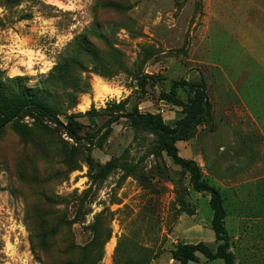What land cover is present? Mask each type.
Listing matches in <instances>:
<instances>
[{
  "label": "rangeland",
  "instance_id": "374dc122",
  "mask_svg": "<svg viewBox=\"0 0 264 264\" xmlns=\"http://www.w3.org/2000/svg\"><path fill=\"white\" fill-rule=\"evenodd\" d=\"M250 1L0 0V79L9 87L10 78L22 76L28 87H40L55 65L77 59L75 103L69 89L50 91L61 121L89 111L78 118L82 133L112 111L134 108L173 126L181 107L162 99L161 90L173 81L203 82L210 109L176 145L184 158L200 151L207 166L194 161L202 177L221 192L235 264H257L245 249L264 238L256 184H243L239 198L235 179L222 181L239 177L264 149V18L252 21ZM96 79L110 89L103 96ZM189 94L177 90L183 101ZM2 117L0 111V123ZM100 135L76 142L38 115L1 126L0 264H57L65 258L64 235L76 244L79 264H176L175 245L201 239L216 249L199 228L213 234L209 194L193 190L189 173L158 149L156 133L122 117ZM233 145H245L243 163L231 156ZM62 218L68 223L59 225ZM56 225L59 231L48 234ZM196 262L223 261L197 253Z\"/></svg>",
  "mask_w": 264,
  "mask_h": 264
},
{
  "label": "trees",
  "instance_id": "16d2710c",
  "mask_svg": "<svg viewBox=\"0 0 264 264\" xmlns=\"http://www.w3.org/2000/svg\"><path fill=\"white\" fill-rule=\"evenodd\" d=\"M77 59L70 58L61 64L55 65L53 72L45 78V85L40 87H28L24 84V77L15 76L10 78L9 87L0 79V111L2 112V121L0 128L6 122L20 116L32 115L42 116L47 121L59 125L64 132L76 142L87 140L92 142L95 136H107L112 131V124L120 118H126L133 125H139L151 130L158 136L157 146L160 151H164L166 155L183 170L189 173L190 183L194 191L209 194V205L212 210L210 221L211 229L214 233V239L218 243L216 249L210 248L203 241L196 243L178 242L171 251L172 258L177 264H187L189 261L197 260V253L202 254L208 260L221 259L222 264H235V257L229 250L230 237L227 234L224 218L226 211L223 204V197L218 187L207 182L201 174L198 164L190 158H184L179 154L176 141L186 139L193 130L201 123L203 116L210 109V101L204 90V84L200 81L180 80L173 81L168 90H161V98L166 102L181 107L182 117L179 118L173 126L166 124L160 115L151 112H141L137 108L121 111H112L108 118L95 130L82 133L84 125L78 121L83 115H89V111L84 114L70 113L65 115L66 121L63 122L58 117L57 112V96L50 91L51 87L57 85L69 89L66 94L75 103L73 91H81L77 87L75 79L71 77L73 70L79 67ZM156 81V80H155ZM80 88V89H79ZM179 88L187 89L189 96L186 101L181 100L177 95ZM113 107L119 105L112 103ZM48 201V199H46ZM49 212L46 214L49 216ZM59 225L67 224V220L62 218ZM57 226L52 227L48 234L58 232ZM64 244L62 252L65 258L57 264H79L77 258V246L71 242V239L64 235Z\"/></svg>",
  "mask_w": 264,
  "mask_h": 264
},
{
  "label": "crops",
  "instance_id": "0c3cea01",
  "mask_svg": "<svg viewBox=\"0 0 264 264\" xmlns=\"http://www.w3.org/2000/svg\"><path fill=\"white\" fill-rule=\"evenodd\" d=\"M254 3H256V4H254ZM259 4L261 5L260 7L258 6ZM263 10H264L263 1H261L260 3H259V0H251L250 1L249 12L251 13L250 16L252 18V21H254V19H255V21L259 20V21H262L263 22L264 16L260 12V11H263ZM258 17H259V19H258ZM230 101H231L230 100V97H228L227 98V102H230ZM234 101H236V100H234ZM239 102H241L240 101V98H239ZM235 105H234V109H236L235 108ZM225 110L226 111H229L227 109V107H225ZM245 113H247L249 115L248 112L245 111ZM250 117L253 119L252 121L256 124V120H254V117H252V116H250ZM255 126H257V124ZM176 146L178 148L180 147L179 145H176ZM233 146L235 147V151L234 152L231 151V153H230L231 156H236L237 159H239V162L243 163V161H244V152H242L241 150L244 148L245 145H233ZM181 147L185 148V145H181ZM227 149H225V151ZM225 151L224 150L223 151H220L219 152V154H220L219 156H221L222 153L225 152ZM199 153H200V151H196L195 152V151L187 150V151L184 152V155H185V158H191V159L195 160L196 162H199L200 161L202 163L203 167L204 166L206 167L207 166V165H205L206 162L203 159L202 155H200ZM226 159L227 160L223 162V164L225 166L224 167L225 170H226V168H227V166L229 164V161H230V158L229 157H227ZM235 164H239V163H235ZM244 167L245 168H243V169L240 168V170H243L244 172L243 173L242 172L239 173L237 175L239 177L234 178V177H236V176H234V177L230 178V177H224V176H222V178H223L222 181L225 182V183H227V182H231L232 179H235L234 180L235 181V184H233L231 186H233L234 189H236L235 196L236 197H239V198H241L240 197L241 196L240 195V191L242 190L243 184L244 185L247 184V183H249V184L250 183L256 184V185H253L254 187H252V188H253V190H258L259 197H260V202L261 203H264V201H263L264 200V149L262 150V154H261V157L260 158L255 159L251 163V165L244 166ZM204 171L206 172V170H204ZM227 175H229V174L226 173L225 176H227ZM220 185L222 186L223 184L220 183ZM252 206H254V203H253ZM256 207H257V205H256ZM255 212H257V213L258 212H264V208L262 209V211H260V209H259L258 211H255ZM199 228H200V234L201 235H207L208 237H210V239L212 241L215 240L214 239V233L212 234L208 230L205 231L204 230L205 228L202 227L201 225H199ZM203 240L204 239H201V241H203ZM258 246H264V238H260V239H257L255 241L250 240V242L247 244L248 251H246V249H245V255H244V257H246V256L249 257L247 259L248 262H253V263H257V264L264 263V251L263 250L262 251L261 250H258V248L253 249V247H258ZM254 250H255L256 253H253ZM244 257H243V260H246V259H244ZM187 264H198V263L196 261H189Z\"/></svg>",
  "mask_w": 264,
  "mask_h": 264
},
{
  "label": "bare ground",
  "instance_id": "6f19581e",
  "mask_svg": "<svg viewBox=\"0 0 264 264\" xmlns=\"http://www.w3.org/2000/svg\"><path fill=\"white\" fill-rule=\"evenodd\" d=\"M94 87L98 96H103L104 93H107L110 90L107 86L101 85L98 79H96V82L94 83ZM84 107L85 106H82L81 108Z\"/></svg>",
  "mask_w": 264,
  "mask_h": 264
}]
</instances>
